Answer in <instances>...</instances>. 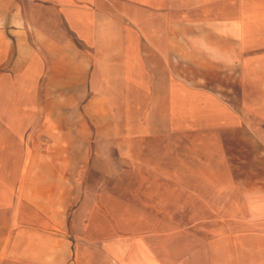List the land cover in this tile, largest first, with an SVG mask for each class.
<instances>
[{
  "label": "crops",
  "instance_id": "crops-1",
  "mask_svg": "<svg viewBox=\"0 0 264 264\" xmlns=\"http://www.w3.org/2000/svg\"><path fill=\"white\" fill-rule=\"evenodd\" d=\"M29 1L0 26V264H264L257 219H177L193 142L264 131V0Z\"/></svg>",
  "mask_w": 264,
  "mask_h": 264
},
{
  "label": "rangeland",
  "instance_id": "rangeland-1",
  "mask_svg": "<svg viewBox=\"0 0 264 264\" xmlns=\"http://www.w3.org/2000/svg\"><path fill=\"white\" fill-rule=\"evenodd\" d=\"M33 9L36 6L32 7L29 0H0V26L15 28L11 23L22 19L26 31L32 30L28 27L35 19L31 17ZM49 17L51 15H43L42 11L39 14L38 20L43 32L50 28L49 23H53L52 20L49 22ZM25 29L16 32L18 36L22 35L24 41L27 39ZM29 39H32L31 34ZM253 135L250 140L237 141L235 149H228L225 145L220 151L214 132L201 134L199 140L193 142V150L187 153V158L194 163L195 180L189 185L195 190L196 196L192 201L197 205L198 212L180 215L177 219L183 224H197L200 233H205L209 228L215 232L224 231L227 229L225 227L237 231L242 218L257 219L264 226V131L256 130ZM248 155L253 158L250 163L253 177L234 179L232 169L234 166H246L248 163L244 164L243 157ZM233 157L238 159L236 165L231 162ZM224 170L231 173L233 178L226 179ZM239 201L250 204L252 209L238 211L236 203Z\"/></svg>",
  "mask_w": 264,
  "mask_h": 264
},
{
  "label": "bare ground",
  "instance_id": "bare-ground-1",
  "mask_svg": "<svg viewBox=\"0 0 264 264\" xmlns=\"http://www.w3.org/2000/svg\"><path fill=\"white\" fill-rule=\"evenodd\" d=\"M0 24H2V21L1 20H0ZM17 25L22 27V21L21 20H18Z\"/></svg>",
  "mask_w": 264,
  "mask_h": 264
}]
</instances>
